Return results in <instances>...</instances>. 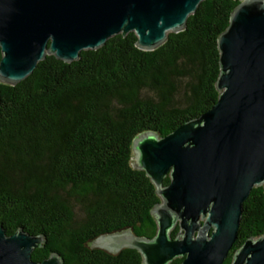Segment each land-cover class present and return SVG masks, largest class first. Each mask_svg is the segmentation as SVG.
Masks as SVG:
<instances>
[{"label":"trees","instance_id":"16d2710c","mask_svg":"<svg viewBox=\"0 0 264 264\" xmlns=\"http://www.w3.org/2000/svg\"><path fill=\"white\" fill-rule=\"evenodd\" d=\"M239 3L202 1L187 26L154 50L139 49L134 32L118 34L77 61L47 55L18 84L0 82V227L44 236L34 261L57 253L63 264H144L136 249L110 253L91 244L126 229L157 234L152 209L160 197L134 167L133 140L147 131L166 136L218 101V38ZM263 234L259 185L244 201L224 264Z\"/></svg>","mask_w":264,"mask_h":264},{"label":"water","instance_id":"95a60500","mask_svg":"<svg viewBox=\"0 0 264 264\" xmlns=\"http://www.w3.org/2000/svg\"><path fill=\"white\" fill-rule=\"evenodd\" d=\"M204 0H0V82L16 85L47 55L67 63L83 50L134 32L141 50L161 46L187 26ZM218 101L160 136L137 135L134 167L145 171L160 202L153 238L132 229L104 234L91 247L136 249L144 264H224L238 236L244 201L264 186V0H240L218 38ZM170 177V182L164 181ZM179 226L174 238L171 231ZM44 236L0 227V264H63L52 253L34 261ZM231 264H264V234L249 237Z\"/></svg>","mask_w":264,"mask_h":264},{"label":"rangeland","instance_id":"374dc122","mask_svg":"<svg viewBox=\"0 0 264 264\" xmlns=\"http://www.w3.org/2000/svg\"><path fill=\"white\" fill-rule=\"evenodd\" d=\"M134 161H135V156H134Z\"/></svg>","mask_w":264,"mask_h":264}]
</instances>
